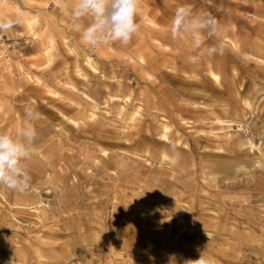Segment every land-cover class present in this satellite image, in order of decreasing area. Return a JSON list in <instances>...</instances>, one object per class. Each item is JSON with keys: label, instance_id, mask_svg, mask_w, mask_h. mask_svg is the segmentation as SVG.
Returning <instances> with one entry per match:
<instances>
[{"label": "rangeland", "instance_id": "374dc122", "mask_svg": "<svg viewBox=\"0 0 264 264\" xmlns=\"http://www.w3.org/2000/svg\"><path fill=\"white\" fill-rule=\"evenodd\" d=\"M7 1L0 132L41 118L30 190L0 186V264H264V0H140L132 41L96 48L75 0ZM182 5L223 55L171 38Z\"/></svg>", "mask_w": 264, "mask_h": 264}, {"label": "clouds", "instance_id": "9594fccd", "mask_svg": "<svg viewBox=\"0 0 264 264\" xmlns=\"http://www.w3.org/2000/svg\"><path fill=\"white\" fill-rule=\"evenodd\" d=\"M139 4L140 0H75L71 6V17L74 22L85 17L91 18V22L84 26L74 23L82 42L90 48L113 42L128 45L140 29L137 22ZM13 24V20L0 18V31L10 29ZM225 30L224 25L210 13H196L190 5L178 7L170 23L171 38L176 40L188 34L199 58L224 54L221 33ZM206 40L211 43L206 44ZM24 116L27 122L15 135L0 132V186L19 194L26 193L31 187L26 162L31 158L33 143L38 138L34 122L40 120L41 114L28 104L24 106ZM185 264L215 262L201 254L198 259L186 260Z\"/></svg>", "mask_w": 264, "mask_h": 264}, {"label": "bare ground", "instance_id": "6f19581e", "mask_svg": "<svg viewBox=\"0 0 264 264\" xmlns=\"http://www.w3.org/2000/svg\"><path fill=\"white\" fill-rule=\"evenodd\" d=\"M8 1L7 0H0V8L1 9H3V12L2 13H4V10H7V6H8ZM17 5V4H16ZM34 18L35 17H33V18H31V19H27V24L29 25V26H31L33 23H34V21H36V20H34ZM1 62V61H0ZM3 62V61H2ZM89 62V61H88ZM140 62V61H139ZM259 63V62H258ZM89 65L91 66V68L93 67L92 66V64H91V61L89 62ZM211 75H213V77L215 78V79H217V75H215V74H211ZM244 100V99H243ZM244 102H246L247 103V105L249 106L250 104H249V102H247V100H244ZM136 112V111H135ZM92 116V115H91ZM225 121H227V120H225ZM73 122V121H72ZM74 123V122H73ZM226 123V122H225ZM163 129H164V127H163ZM166 130V129H165ZM167 134V133H166ZM161 137L163 138H165V134H163V135H161ZM163 138V139H164ZM165 140V139H164ZM104 152V151H103ZM164 181V180H163ZM84 183H86V182H84ZM87 183H88V181H87ZM81 185V183H79L78 185H75V188H79V186ZM81 189V188H80ZM64 200V199H63ZM41 202L40 201H38V205L40 204ZM40 205H42V204H40ZM39 215V214H38ZM42 217H43V219H45V216L42 214ZM38 218V217H37ZM53 236H56V235H53ZM8 241V240H7ZM12 241V240H11ZM10 241V242H11ZM15 242V241H14ZM15 244V243H14ZM12 245V244H11ZM15 246V245H14ZM49 251V250H48ZM2 252H10L11 254H17L18 252H19V250H17V249H15V248H9V249H6L5 250V247L4 248H2V247H0V253H2ZM78 252V251H77ZM69 253V251L68 250H65L62 254H61V256L63 255V257H65L66 256V254H68ZM49 254V253H48ZM52 256V255H51ZM59 256L60 255H54L53 257L55 258H59ZM2 258V257H1Z\"/></svg>", "mask_w": 264, "mask_h": 264}, {"label": "built area", "instance_id": "2783aa9c", "mask_svg": "<svg viewBox=\"0 0 264 264\" xmlns=\"http://www.w3.org/2000/svg\"><path fill=\"white\" fill-rule=\"evenodd\" d=\"M8 45L0 31V61H4L8 57Z\"/></svg>", "mask_w": 264, "mask_h": 264}]
</instances>
